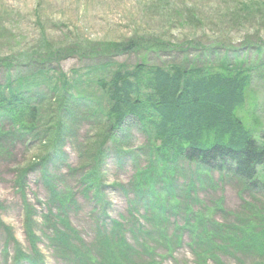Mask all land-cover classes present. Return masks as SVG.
Returning a JSON list of instances; mask_svg holds the SVG:
<instances>
[{
	"label": "rangeland",
	"instance_id": "rangeland-1",
	"mask_svg": "<svg viewBox=\"0 0 264 264\" xmlns=\"http://www.w3.org/2000/svg\"><path fill=\"white\" fill-rule=\"evenodd\" d=\"M129 44L127 51L116 52L118 45ZM207 59L213 65L225 59L252 68L246 102L238 114L260 139L264 135V0H0V84L18 83L21 76L45 68L50 71L43 75L44 80H55L60 73L71 83L84 79L85 85L77 87L95 102L101 99L102 92L94 80H108L121 64L130 68L141 62L157 66L207 64ZM107 63L109 67L104 66ZM86 82L94 85L88 87ZM48 85L44 82L34 89L40 97L33 102L47 122L53 119L47 117L50 108L59 107L66 124L57 144L59 158L53 157L46 167L40 166V159L51 151L47 145L30 147L16 143L11 155L0 151V264H14L16 255L17 259L24 255L32 262L23 259L18 264H72L62 251H54V233L41 219L42 214L49 216L52 210L57 215L49 225L61 228L58 216L62 213L77 232L73 242L89 243L95 222L101 217L97 214L98 206L93 212L95 187H100L105 195V211L110 220H120L121 216L122 220L129 216L140 219L147 215L151 205L143 198L145 195L135 192L136 181L149 183L156 176L150 171L154 161L152 139L137 118L127 117L122 130L111 140L103 124L92 121L88 107L83 105L91 98L82 99L81 92L73 88L69 102L63 91L55 94ZM18 89L22 90V85ZM26 94L30 95V91ZM40 126H46L44 119ZM104 134L106 138L102 139ZM101 142H109L107 157L100 170L99 185L96 182L90 189L81 176L91 167L88 163H94ZM30 164L33 166L27 169L25 197L19 187L23 177H18V173ZM175 169L170 179L176 189L175 204L179 205L184 199L179 195L185 194L194 177L195 185L201 184L195 167L178 165ZM44 174L52 180L57 177L55 185L60 191L73 195V201L66 202L67 208L65 205L60 209L48 198ZM210 175L215 183L197 190L204 205L201 210L215 204L237 214L248 208L251 214L264 209L261 192L255 195L251 188L246 191L243 184L222 178L216 171ZM155 188L157 194L166 196L163 181L157 182ZM24 199L30 213L37 214L43 225L37 218L27 221L28 214L24 218ZM215 213L219 220L223 218L222 213ZM147 222L143 224L149 228ZM29 229L34 230L32 237ZM189 237L185 232L180 243L173 246L171 257L160 255L161 264H197ZM220 259L227 264H242L237 263L240 258L236 254H222ZM258 261L257 256H250L243 263Z\"/></svg>",
	"mask_w": 264,
	"mask_h": 264
},
{
	"label": "trees",
	"instance_id": "trees-1",
	"mask_svg": "<svg viewBox=\"0 0 264 264\" xmlns=\"http://www.w3.org/2000/svg\"><path fill=\"white\" fill-rule=\"evenodd\" d=\"M130 47V44L127 47L118 45L116 52L127 51ZM104 66L109 67L110 63ZM35 71L21 76L18 83L0 84V151L11 155L16 143L30 147L47 145L51 151L40 159V166L44 167L53 157L59 158L57 144L66 124L58 106L49 107L47 117L53 119L46 121L33 102L34 98L40 97L34 89L46 82L55 94L63 91V97L66 96L69 102L73 99L74 94L70 91L73 88L79 94L81 92L82 99L91 97L77 87L85 85L84 79L71 83L60 73L55 80H44L43 75L50 69L37 68ZM251 79V67L224 59L217 65L209 60L207 64L174 63L167 66L141 62L131 68L121 64L108 80L102 77L94 80L102 92L101 99L94 102L91 98V102L83 105L88 107L92 121L103 124L108 138L114 140L127 117L132 116L152 139L150 150L154 161L150 171L156 176L149 183L135 182L138 188L135 192L145 195L143 198L151 205L147 215L140 219L129 215L128 220L126 217L122 220V216L120 220L109 219L105 195L100 187L94 186L101 181L100 170L111 140L107 145L101 142L96 148L94 163H88L91 167L81 176L90 189L95 187L93 212L96 213L98 206L97 214L101 216L95 222L94 239L89 243H74L73 235L77 232L62 213L58 216L62 227L51 228L49 221L57 214L50 210L44 219L54 233L56 250L62 251L72 264H158V251L163 249L169 253V248L178 244L188 232L197 264H227L220 258L229 253L240 258L237 263L242 261L244 264L250 256H257L259 261L254 264H264V209L251 214L248 208L237 214V211H225L222 204H215L201 210L204 205L197 193L200 188L215 183L210 173L216 171L222 178L243 184L246 191L252 189L255 195L258 192L264 194V135L260 139L255 137L238 114L246 102ZM86 83L88 87L94 85ZM21 85L22 90L18 89ZM29 91L30 95H27ZM43 119L46 126L41 128ZM105 138L106 135H102V139ZM178 165L195 167L201 184L195 185L194 177L187 184L185 194L179 195L184 197L179 205L175 204L177 197L173 194L176 189L170 179ZM32 166L30 164L18 173V177H23L19 187L24 193L27 169ZM47 176L44 175L50 188L49 199L60 209L65 205L67 208L66 202H72L73 195L58 190L57 177L52 180ZM159 181L165 184L166 196L157 194L155 186ZM28 206L25 202L26 212ZM215 212L222 213L223 218L219 220ZM32 219L35 220L34 214L27 221ZM146 222L149 228L144 227ZM32 231L29 229L30 236Z\"/></svg>",
	"mask_w": 264,
	"mask_h": 264
}]
</instances>
